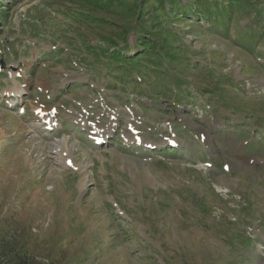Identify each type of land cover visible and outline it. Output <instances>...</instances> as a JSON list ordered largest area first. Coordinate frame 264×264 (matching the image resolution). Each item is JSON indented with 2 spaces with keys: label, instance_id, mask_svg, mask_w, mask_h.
I'll list each match as a JSON object with an SVG mask.
<instances>
[{
  "label": "rangeland",
  "instance_id": "1",
  "mask_svg": "<svg viewBox=\"0 0 264 264\" xmlns=\"http://www.w3.org/2000/svg\"><path fill=\"white\" fill-rule=\"evenodd\" d=\"M74 1L0 0V95L14 87L15 80L32 89L46 81L64 82L68 88L91 79L103 85L117 105L136 103L134 115L143 117L135 123L146 120L151 125L141 136L159 140V152L124 148L119 140L93 148L84 134H75L64 121L72 111L65 102L91 91L79 84L59 101L64 105L56 120L61 119L63 129L57 134L42 132L36 124L39 129L33 130L27 97L19 103H26V116L0 105V264L25 254L35 264H264V0H250L255 3L253 16L260 19L259 35L253 39L243 40L238 28L232 32L237 21L228 37L229 31L210 28L201 18L159 10L152 27L145 26L157 48L144 62L121 60L120 67L107 64L109 60L80 62L70 69L64 55L55 54L60 62L43 54L55 43H70L62 39L72 36L66 28L71 19L61 12L81 3L95 24L76 25L94 46L106 48L108 38L124 34L128 42L123 46L131 50L136 32L142 34L135 30L140 28L138 14L154 9L155 2L141 0L134 7L132 0H118L115 10L93 12L96 19L85 0ZM178 1L185 11L194 10L187 0ZM127 10L137 22L120 21L134 19ZM102 19H113L114 24ZM235 19L246 22L240 13ZM18 70L21 76L12 80L10 71ZM62 71L79 78L65 79ZM21 89L15 86L6 93L22 95ZM31 97L44 100L36 91ZM184 105H193V112L186 113ZM105 116L100 115L102 124ZM176 117L191 133L202 132L205 142L182 133L175 123L177 136L171 135L166 120ZM220 124L228 128L220 130ZM66 136L76 164H82L80 170L77 165L75 170L65 168L69 157L58 159L53 152ZM174 139L181 149L176 154L168 145ZM242 140L247 144L238 146ZM224 165L229 167L226 173ZM218 185L227 189L231 200L215 194ZM111 213L122 220H114Z\"/></svg>",
  "mask_w": 264,
  "mask_h": 264
},
{
  "label": "trees",
  "instance_id": "2",
  "mask_svg": "<svg viewBox=\"0 0 264 264\" xmlns=\"http://www.w3.org/2000/svg\"><path fill=\"white\" fill-rule=\"evenodd\" d=\"M134 3V7H137L138 3L141 2V0H132ZM146 2L151 1L152 0H145ZM72 3H75L74 0H71ZM188 2V7L194 6V10H188L185 11V9L183 8V6L179 3L178 0H155V2L153 1L152 3H154V9H146V10H142V12H140L139 17H138V25H140V28L135 30H139L142 31V34L139 32H136L137 38H136V42H135V47H141V52L145 53L149 50H156V41L155 39H153V37L149 34L151 29L149 27H145V26H150L152 27V23L155 22L153 21L154 19L158 18V14H159V10H163L165 13L170 14L171 16H175V15H179L180 17L182 16H192L195 18H200L201 16L208 21H210L209 19H212V17L214 18V21H218L219 19L217 18V15L219 18L223 17L221 12H217L216 11L214 13H209L211 10H217L218 8L215 5V0H187ZM230 2V1H229ZM84 3V2H83ZM77 5H82L81 3H76ZM89 8L90 11L93 12H100L102 13L105 9L107 8H111L113 10H115L116 5H120L121 2L118 0H98V1H94L91 2L90 0H85V3ZM89 5H92L93 7H96L97 9H92V7H90ZM164 5H166L164 7ZM234 6L237 7V10H246L249 5H247L245 2H242L241 0H236L234 2ZM83 9L85 8L83 5L81 6ZM157 7V9H156ZM161 8V9H160ZM214 8V9H212ZM156 9V10H155ZM0 11H1V6H0ZM126 12H128L131 16H134V13L131 10H127ZM230 12V11H229ZM231 14H233V12H230ZM88 16H84L81 15L80 13L76 12L75 14L73 13L72 17L74 19H82L83 22H85V25L88 26H92L93 23L92 19L93 17L87 13ZM94 15V13H93ZM197 16V17H196ZM3 17V16H2ZM94 17L96 19H99L98 16L94 15ZM136 18V19H135ZM150 19L149 22H147ZM217 19V20H216ZM103 23H107V24H114L113 19H102ZM136 20L137 22V16H134V19H120V21L124 22L126 21V23H130V22H134ZM1 21H6V19L2 18ZM119 37L115 39L116 36H114L113 38L109 39L106 41L108 50H112L113 52H118L121 53L120 51H130L127 48L128 45H125V49L120 47L121 45H124L128 42V38L126 36H124V34L118 35ZM81 37L86 39L87 35L86 33H82ZM132 50V49H131ZM153 53V52H151ZM125 54V55H124ZM121 55H123L124 57L128 56L126 55V53H121ZM153 55V54H152ZM120 56V55H118ZM128 62H130V60H128ZM112 214V213H111ZM112 218L114 220L118 219L119 217L116 215H111ZM11 264H35V261L33 260V258L31 259V257L27 254L25 255H18L14 261Z\"/></svg>",
  "mask_w": 264,
  "mask_h": 264
},
{
  "label": "bare ground",
  "instance_id": "3",
  "mask_svg": "<svg viewBox=\"0 0 264 264\" xmlns=\"http://www.w3.org/2000/svg\"><path fill=\"white\" fill-rule=\"evenodd\" d=\"M18 94V93H17ZM20 113H22V111H20ZM41 118H43L42 123H47L50 122L49 118L41 116ZM66 160V159H65Z\"/></svg>",
  "mask_w": 264,
  "mask_h": 264
}]
</instances>
